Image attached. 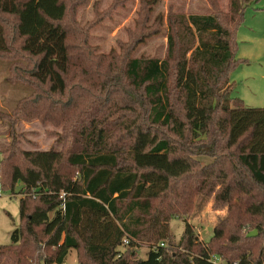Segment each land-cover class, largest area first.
Instances as JSON below:
<instances>
[{"label": "trees", "instance_id": "16d2710c", "mask_svg": "<svg viewBox=\"0 0 264 264\" xmlns=\"http://www.w3.org/2000/svg\"><path fill=\"white\" fill-rule=\"evenodd\" d=\"M258 1L231 0L223 21L216 11L171 12L164 58L126 55L121 67L109 62L99 70L90 50L72 60L64 0H0V54L20 39L17 51L30 66L24 80L38 90L36 103H49V113L38 115L59 123L54 99L66 94L70 66L77 65L78 80L90 79L94 89L87 106L113 121L108 129L94 117L79 121L60 149L12 143L2 153L0 187L13 191L20 183L21 196L19 225L0 245V264H63L71 249L79 264H264V249L257 257L226 256L216 244L219 225L203 242L186 224L173 243L169 221L185 208L168 202L180 180L208 195L219 184L218 202L245 198L249 212L264 214V107L232 96L230 81L247 63L236 57V31L244 9ZM77 41L85 45L86 38ZM201 155L213 160L201 166ZM140 241L152 246L136 258Z\"/></svg>", "mask_w": 264, "mask_h": 264}, {"label": "rangeland", "instance_id": "374dc122", "mask_svg": "<svg viewBox=\"0 0 264 264\" xmlns=\"http://www.w3.org/2000/svg\"><path fill=\"white\" fill-rule=\"evenodd\" d=\"M230 1L64 0L67 15L62 24L68 30L72 60L77 62L81 59L77 57L82 51L90 50V61L101 70L105 69L109 62L121 67L126 55L164 58L169 13L188 15L210 14L216 11L223 21L225 17L229 18ZM6 34L11 40L10 31L7 29ZM82 36L86 38L85 45L77 41V38ZM236 42L237 50L240 48V52L249 56V59L247 64H240L230 74L234 87L232 96L243 99L246 106L264 107V0L252 3L244 9L242 22L236 31ZM19 46L20 39L11 41L7 49L10 54H0V111L8 115L7 118H0L1 160L7 156V152L2 153L12 143L26 150H47L50 147L60 149L71 126L88 118L99 119L100 126L105 129L112 127L113 121L108 119V116L104 117L105 114L99 113L97 108L90 109L87 106L92 101L94 89L90 85V79L83 82L78 80L80 71L77 65L70 66L66 94L60 99H54V105L59 101L56 113L59 123L53 124L50 120L42 119L38 111L42 109L48 114L49 103L45 99V105L36 103L34 98L38 90L24 80L27 77L24 69L30 66L17 51L20 50ZM85 72L86 75L89 73L86 67ZM22 108L24 111L19 113ZM11 131L15 135L13 142V137L9 134ZM197 158L201 166L213 160L205 155ZM20 187V183L16 184L13 191L0 187V245L10 243V232L19 225ZM218 188L219 184L216 185L215 191ZM175 190L177 195L172 193L168 202L176 208L185 209L169 221L173 243L178 241L186 224L194 228L198 239L203 242L210 240L214 234L213 229L219 225L223 236L216 244L226 256L246 252L257 257L264 249V214L249 212L247 204L251 203L250 200L241 198L232 205L224 204L215 199V191L208 195L206 189H190L181 180L176 182ZM258 200L259 198H256L253 202ZM250 232L255 234L251 238L248 236ZM150 246L152 244L143 241L137 243L134 248L135 257H145ZM77 256V251L69 250L63 264H79ZM215 261L220 263L221 260L218 257Z\"/></svg>", "mask_w": 264, "mask_h": 264}, {"label": "crops", "instance_id": "0c3cea01", "mask_svg": "<svg viewBox=\"0 0 264 264\" xmlns=\"http://www.w3.org/2000/svg\"><path fill=\"white\" fill-rule=\"evenodd\" d=\"M237 57L238 58H245V59H249V56H246V54L245 53H241L240 52V48L237 50ZM262 63V62H261ZM261 63H260V65H261ZM247 64V63H246ZM231 80V79H230ZM243 100V99H242Z\"/></svg>", "mask_w": 264, "mask_h": 264}, {"label": "built area", "instance_id": "2783aa9c", "mask_svg": "<svg viewBox=\"0 0 264 264\" xmlns=\"http://www.w3.org/2000/svg\"><path fill=\"white\" fill-rule=\"evenodd\" d=\"M61 196H63V193H61ZM128 244V239L125 237V238H123V240H122V246L124 247V246H126ZM160 245H163L162 243L160 244ZM214 259V261L216 260V258H213ZM216 262V261H215Z\"/></svg>", "mask_w": 264, "mask_h": 264}, {"label": "water", "instance_id": "95a60500", "mask_svg": "<svg viewBox=\"0 0 264 264\" xmlns=\"http://www.w3.org/2000/svg\"><path fill=\"white\" fill-rule=\"evenodd\" d=\"M255 234L253 232H250L248 236H254Z\"/></svg>", "mask_w": 264, "mask_h": 264}]
</instances>
